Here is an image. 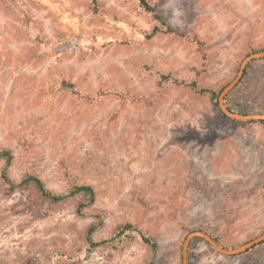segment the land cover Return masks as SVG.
<instances>
[{
	"label": "rangeland",
	"instance_id": "obj_1",
	"mask_svg": "<svg viewBox=\"0 0 264 264\" xmlns=\"http://www.w3.org/2000/svg\"><path fill=\"white\" fill-rule=\"evenodd\" d=\"M151 1L169 26L200 38L205 59L194 43L148 41L154 24L139 0H0V150L14 154L9 176L34 175L55 194L83 185L96 192L79 215V197L51 205L33 189L0 190V264H150L140 236L87 255L97 216V239L126 223L150 236L153 264H181L193 231L229 249L264 235V125L224 119L209 97L172 80L159 86L169 75L220 92L264 50V0ZM226 104L264 110V61L250 65ZM189 264H264V244L227 257L195 240Z\"/></svg>",
	"mask_w": 264,
	"mask_h": 264
},
{
	"label": "trees",
	"instance_id": "obj_2",
	"mask_svg": "<svg viewBox=\"0 0 264 264\" xmlns=\"http://www.w3.org/2000/svg\"><path fill=\"white\" fill-rule=\"evenodd\" d=\"M139 5H140L141 10L143 12H145L150 17L151 21L154 24L153 28L148 33H146V35H145V37L148 41H151L160 35L171 36V37L179 39L181 41L196 44L198 46L199 52L202 55V58L203 59L206 58L205 53H204V49H203V42L200 40V38L196 35H189L186 33H181L179 31L173 29L171 26H169L165 22L164 18L158 13V4L157 3H154L151 0H139ZM95 11H98V9L96 8ZM262 51H264V50H262ZM262 51H254L252 53H257V52H262ZM250 65L248 66L247 70L250 68ZM247 70L245 71L244 77L247 75ZM170 80H172V82L178 86H182L184 88L191 90L193 93H195L196 95H198L200 97H209L213 102H215L216 105L218 104V98H219V95H220L222 90L220 92H216L213 89H210V88H207L204 86H200L196 79H193L191 81H180L177 79H171V77L169 75H162L160 77L159 86H161V88H162L163 87L162 85L165 83H168ZM62 88L68 89V90L72 91L73 93L76 92L75 85L73 83H69L66 81H64L62 83ZM228 97H227V99H228ZM227 99H226V101H227ZM229 109L233 112L241 113V114L264 113V110L255 111V110L243 108L240 111H237V110H233L231 108H229ZM222 117L224 119H228L223 113H222ZM254 123H259L261 125H264L263 121H260V122L259 121H256V122H240V124H242V125H251ZM0 161L5 162L4 168L1 172L2 184H0V190L3 191L5 193V195H7V196H11L12 194L17 192L18 190L33 189L43 199H45L47 202H49L51 205H59V204L65 203L69 199L79 197L80 200H79L78 205L76 207V212L79 215H83L84 211L86 209H88L89 207L93 206L96 202V192H95L94 188L90 185L74 186L67 194H55L45 186L44 182L41 179H39L38 177H36L34 175H26L19 182L14 181L9 176V173H8V170L14 161V154L10 150H0ZM97 219L98 220L96 222H93L89 226V228L87 229V232H86V243H87L86 253H87V255L91 254L92 252H94L97 249H104V248L111 249L114 251L123 250V249L129 247L131 244H133L135 239L137 238V236H140L143 243L150 249V251L152 253V260H151L150 264L154 263V260L157 256V253H158V244L150 236L144 234L142 231H140L133 224L126 223V224L117 226L113 230V232L109 238L97 239L95 237V235L103 227V224H104V220L102 217L97 216ZM197 231H203V230H197ZM213 238L220 244L218 238H215V237H213ZM261 244H264V242ZM261 244H259V245H261ZM259 245H257V246H259ZM257 246H255V247H257ZM223 247H225V246H223ZM235 257H237V256H235ZM58 258H59V260H62L64 258V256L59 255ZM25 264H37V263H33L31 260H27V262H25Z\"/></svg>",
	"mask_w": 264,
	"mask_h": 264
},
{
	"label": "water",
	"instance_id": "obj_3",
	"mask_svg": "<svg viewBox=\"0 0 264 264\" xmlns=\"http://www.w3.org/2000/svg\"><path fill=\"white\" fill-rule=\"evenodd\" d=\"M264 61V51L253 53L247 56L241 63L239 71L235 78L222 89L219 98H218V106L221 112L230 120L237 122H256L263 121L264 122V113H250V114H241L233 112L229 109L226 104L227 97L231 94L233 90H235L241 81L244 78L245 71L248 66L253 62ZM195 240H202L207 243L210 247H212L218 254L227 256V257H235L240 256L248 251L252 250L255 246L264 242V235L255 238L252 241H249L245 244L240 245L239 247L229 249L220 245L209 233L205 231H193L185 238L183 247H182V262L181 264H189V249L190 245Z\"/></svg>",
	"mask_w": 264,
	"mask_h": 264
}]
</instances>
